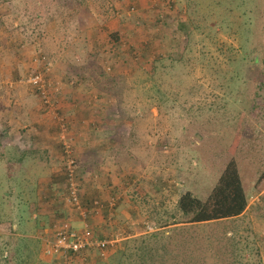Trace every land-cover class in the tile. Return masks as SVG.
<instances>
[{
  "label": "rangeland",
  "instance_id": "rangeland-1",
  "mask_svg": "<svg viewBox=\"0 0 264 264\" xmlns=\"http://www.w3.org/2000/svg\"><path fill=\"white\" fill-rule=\"evenodd\" d=\"M114 1L118 14L113 32L107 23L98 21L95 25L77 13L57 12V6L65 4V0H14L9 6H1L0 80L7 96L16 88L24 96L36 93L41 106L37 90L20 79L41 73L52 84L55 99L62 95L64 86H72L67 82L55 84L54 76L60 69L48 55L57 52V38L60 44L64 43L61 31L68 30L67 40L73 42L74 37L80 36V29L73 34V21L79 27L84 23L89 29L99 26L96 29L102 34L100 40L96 43L91 39V43L105 49L106 32L126 35V45L116 53L118 57L105 62L107 68L114 62L119 64L117 69L111 66L107 71L117 76L113 81L124 82L122 89L119 84V92L116 89L126 104L123 109L127 120L120 119V123L127 121L136 129H132L130 142L136 147L132 151L135 157L143 156L146 144L145 156L149 158L145 163L140 161L145 164L147 183L134 182L126 187L132 196L130 201L135 202L129 204L128 220H114V209L120 200H112V207L106 203L108 212L103 223L110 219L117 225L108 222L110 233L98 238L110 240L118 231L122 234L107 262L97 252L75 259L48 258L44 247L53 238V227L70 216L63 211L52 221L44 219L39 242L26 243L25 239L33 240L26 235H39L37 222L26 214L32 213L31 205L23 204L30 203L32 193L28 197L21 194L18 180L11 185L12 181L3 174L4 167H0V210L8 212L3 211L1 224L5 226L0 227V264H190V260L196 264H233L234 247L230 240L234 233L247 237L243 232L248 228L253 231L251 240L264 263V179L258 183L264 178V62L254 64L258 58L264 60V0H178L173 10L166 9L165 0L156 5L151 0ZM40 2L51 6L48 13L32 7ZM21 3H29L30 9H24ZM91 4V0H84V6L91 8ZM40 15L48 16L41 19L44 25L37 28L36 22L30 21ZM179 21L189 26L187 33L181 32ZM50 28L54 31L49 32ZM43 38L48 42L44 50L39 46ZM106 53L99 57L106 60ZM62 55L60 51L56 57ZM131 75L132 80L123 79ZM64 104L55 100L56 113L61 115ZM243 119L244 136L234 155L232 146ZM74 155L78 158V151ZM232 161L248 199V214L241 218L244 221L227 219L199 226L184 220L187 218H183L178 206L180 198L190 192L207 201ZM138 168L137 165L134 173ZM120 178L123 182L129 176ZM78 184L82 190L79 177ZM139 186L144 187L143 193H138ZM67 193L68 182L58 210L69 205ZM23 196L29 199H22ZM53 206L46 204V213H54ZM22 210L26 211L19 216ZM86 220L98 236V227ZM16 223L18 227L13 229ZM147 236L159 238L145 240Z\"/></svg>",
  "mask_w": 264,
  "mask_h": 264
},
{
  "label": "crops",
  "instance_id": "crops-1",
  "mask_svg": "<svg viewBox=\"0 0 264 264\" xmlns=\"http://www.w3.org/2000/svg\"><path fill=\"white\" fill-rule=\"evenodd\" d=\"M91 9H95L93 4H91ZM86 10H83L79 15L83 16L84 20L89 19L96 25V13L92 10ZM107 17L110 19L104 23L112 26H108V29L113 32L115 31L114 18L116 15L111 13ZM95 25L93 29H89L88 25L84 27V23H82L80 36L74 37L73 42H68L67 39L70 37L68 34H61L64 43L60 44L57 38L54 49L57 50L56 54L61 51L63 55L56 58L55 53H52L50 57L52 64H57V68L61 70L54 76V81H57L55 84L61 82L63 85L65 82L66 85V81L71 80L70 70L73 68H76L75 71L78 69L82 75V78L75 79V85L72 83V86H64L62 95L55 100L65 103L64 111H60V113L66 117L71 135L76 141V150L81 166L78 177L82 185V204L86 209L94 207L86 221L91 222L92 226L98 227L99 237V235L104 236L110 233L109 225L114 226L115 224L113 221L109 222L110 219L105 221V225L103 223L104 215L108 212L106 203L109 204L115 199L120 200V202L117 201L118 204L114 209V220L131 218L128 215L129 204L134 205L135 202L130 201L132 196L126 187L132 186L134 182L147 183L145 164H142L140 160L143 159V163H145L149 157L145 156V143L143 144V156L139 159L133 155L132 151L136 147L133 148L134 144L130 142L132 141L131 132L134 126L126 124L127 121L120 123V119L127 120V118L125 117L126 110L123 109L126 107L123 102L125 99H122L121 102L119 95L116 94L119 83L113 79L117 76L108 75L111 81L109 92L105 95L99 94L101 82L97 81H101V79H96L98 77L94 74L96 71L93 69L96 67H93L94 63L89 66V61L91 55L103 56L109 47L106 46L107 49H105L97 44L92 45L91 39L97 43L100 40V35H102L99 34L100 30L96 29L99 26ZM51 31L54 29L50 28L49 32ZM110 32H106V36ZM73 34L75 35V33ZM70 43L71 46H69ZM54 49L52 44V50ZM103 50L104 54L101 55ZM96 58L98 57L92 59L95 60ZM99 59L101 58L99 57ZM132 76L124 78L132 80ZM16 89L15 93L7 96L3 93L5 89L2 80H0V167H4L3 174L7 181L8 179L12 181L11 185L15 180H18L17 186L21 184L22 187L21 194L24 192L23 194L28 197L29 193H32L30 203L23 202V204L31 205L32 213L26 214L28 217H32L31 220L37 222L39 235L26 236L33 237V239L41 238V230L45 225L43 220L52 221L56 215L63 211L65 216H70L63 218L64 220H69L76 227H81L84 220L75 213L70 205L67 204L65 209L60 208L58 210V203L63 201V197L66 195L67 183L63 167V149L59 140V124L52 112L42 110L43 106L39 105L36 93L31 92L33 95L24 96L17 92L18 88ZM118 89L117 92H119ZM128 126H130L129 132L126 129ZM126 131L127 133H125ZM137 165L140 168L138 171L136 170L137 173H134ZM124 174H127L129 179H124L122 182L120 176H124ZM134 174L136 175L135 179ZM137 188L140 189L138 193L144 192V187L139 186ZM23 198L29 199L24 196ZM96 202L99 203L98 207L94 205ZM48 203L54 205V213L53 211L46 213L48 209L46 204ZM24 205L23 209L25 208ZM110 206L112 207V203ZM25 211L22 210L19 216L24 215L23 212ZM245 214H248L247 211L239 218L244 217ZM108 222L109 225H107ZM4 226L5 224H0V227ZM13 226L15 229L18 224Z\"/></svg>",
  "mask_w": 264,
  "mask_h": 264
},
{
  "label": "trees",
  "instance_id": "trees-1",
  "mask_svg": "<svg viewBox=\"0 0 264 264\" xmlns=\"http://www.w3.org/2000/svg\"><path fill=\"white\" fill-rule=\"evenodd\" d=\"M14 0H0V7L1 6H9L13 3ZM93 4V8L91 9L88 6H84V0H72L70 3L68 0H65V4H60L57 6L56 11L57 12H64V13H70L74 12L77 14H80L83 10H92L96 13V18L95 21L98 22L100 21V24L104 21H108L110 18L107 17L111 13L115 15V1L114 0H91ZM20 6V5H19ZM21 6L24 9H30V4L29 3H21ZM176 6V5H175ZM34 9H44V12L48 13L49 9L51 8L50 5L44 4V3H37L32 5ZM49 7V8H48ZM74 13H72L70 16L74 18ZM48 15L43 16L40 15L36 19L31 20L30 22L34 21L37 24V28L41 27L44 25L41 19L47 18ZM52 17V16H50ZM161 18V17H160ZM29 23V21L27 22ZM75 25L74 33L77 32V30L81 29V26L79 27L75 22L73 21ZM188 25L184 21H179V28L181 32L187 33L188 30ZM25 28L27 26L25 25ZM64 34H68V30L61 31ZM80 32V30H79ZM80 35V34H78ZM125 36L123 33L116 32L115 34H109L108 35V41H107V46L109 47L108 54L109 57L104 59H99L98 55H91V60L89 61V66L90 64H93V67L95 66L96 68H93L96 73V78L97 80L101 79V84L99 85L100 92L99 94L105 95L106 93L109 92L110 89V74L107 71L106 65L108 62L105 61H110L109 59L118 57V54L121 51V48L126 45L125 43ZM39 46L44 50V48L48 47V42L46 39H42L39 42ZM104 54V50L101 52V55ZM50 56V54H48ZM56 56V53H55ZM96 58L95 60L92 58ZM121 57V56H119ZM57 58V57H56ZM259 61H254V64L258 65L260 62H264L263 59L258 58ZM113 70L117 69L119 66L118 63H113L111 65ZM111 66H109L111 70ZM92 67V66H91ZM88 68V67H87ZM76 69V68H75ZM75 69H71V80H68L66 82L70 84H76V78H82V75L79 73L78 69L75 71ZM74 70V72H72ZM78 71V72H77ZM109 75V76H108ZM125 80V78H123ZM75 82V83H74ZM122 89L123 81H117ZM245 119L241 121V125L239 126V129L235 135L234 138V143L232 146V152L235 155L240 144L242 141V138L244 136V125H245ZM264 179L263 176L258 180V183L261 182V180ZM7 192V191H6ZM2 195V194H1ZM0 195V198H1ZM2 199H0L1 201ZM4 201L6 200L3 199ZM179 210L183 216V218L186 221H189L190 223H196L200 224L199 226L203 225L205 226L209 222H214V221H223L227 219H233L231 221L237 222L239 217L245 212L247 206H248V199L247 195L243 189V185L240 179V176L238 174V170L236 167V164L234 161L230 162L228 167L226 168L224 174L220 178L218 185L216 188L213 190L212 194L209 196L207 201H202L195 196H193L190 192L185 193L179 200ZM0 208H3V205L0 204ZM5 210H0V224L4 223L3 220L5 218L4 212ZM6 214L8 212L5 211ZM238 217V218H237ZM242 218V217H241ZM240 218V219H241ZM6 219H9L7 216ZM240 221H244L241 219ZM247 237L244 235H241L239 237L238 233H234L236 235L233 236L232 241L230 240L231 244L233 245L232 251L233 256H234V261L233 264H264L259 257L258 249L255 247V243L253 240H251L252 236V229H246L245 232ZM159 237H154V236H147L145 237V240H150L152 241L153 239H157ZM165 239V238H163ZM208 241H211L212 239L209 237L207 238ZM247 239V242H245ZM36 241L39 242V239H25V242H33ZM245 244V245H244ZM25 246L27 244H24ZM244 247V248H243ZM157 248V246H155ZM124 254H122L123 256ZM72 258L75 259L77 258V255H68L65 256V258ZM190 264H196L192 260L189 261ZM121 264V263H119ZM215 264H222L220 262H216Z\"/></svg>",
  "mask_w": 264,
  "mask_h": 264
},
{
  "label": "built area",
  "instance_id": "built-area-1",
  "mask_svg": "<svg viewBox=\"0 0 264 264\" xmlns=\"http://www.w3.org/2000/svg\"><path fill=\"white\" fill-rule=\"evenodd\" d=\"M160 1L164 2V0H151V3L156 5L159 4ZM165 1L167 2L166 9L173 10L178 0ZM108 70H110V68H108ZM20 82L37 90L40 95L42 106L50 109L49 111L52 112L59 124V140L64 149L63 160L68 182L67 202L79 212L83 220H86L90 214V210L83 207L81 200V188L78 184L80 163L78 158L74 155L75 152H77L76 141L71 136L70 126L66 117L56 113L55 97L53 98L52 96V94H54L52 84L47 81L41 73L29 75L25 79H20ZM16 86L18 87V82ZM57 90L58 89H56V91ZM95 206L98 207L99 203L96 202ZM52 233H54L53 238L48 240L44 247V254L46 257L57 258L68 255H77V257H79L97 252L106 262L109 259L111 248L114 247V244L118 242L120 236H122L120 232H117L110 240H103L98 238L97 234H95L88 223L84 222L81 228L75 229L73 223L69 220H63L57 223L53 227Z\"/></svg>",
  "mask_w": 264,
  "mask_h": 264
}]
</instances>
